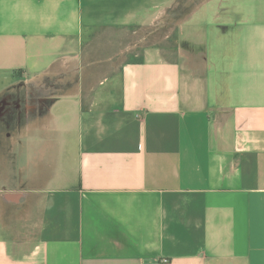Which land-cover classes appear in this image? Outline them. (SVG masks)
I'll return each instance as SVG.
<instances>
[{"label": "crops", "instance_id": "obj_1", "mask_svg": "<svg viewBox=\"0 0 264 264\" xmlns=\"http://www.w3.org/2000/svg\"><path fill=\"white\" fill-rule=\"evenodd\" d=\"M0 264H264V0H0Z\"/></svg>", "mask_w": 264, "mask_h": 264}, {"label": "rangeland", "instance_id": "obj_2", "mask_svg": "<svg viewBox=\"0 0 264 264\" xmlns=\"http://www.w3.org/2000/svg\"><path fill=\"white\" fill-rule=\"evenodd\" d=\"M134 31V30H133ZM150 30H148V27H144L143 29H140V30H135V32H131L130 33V36H129V40L130 41H137L138 39H142L145 35L146 36H149V35H151L150 33ZM30 88H32L31 86H29ZM26 89L27 87H22V88H20L19 87V89ZM33 88H36V87H33Z\"/></svg>", "mask_w": 264, "mask_h": 264}]
</instances>
